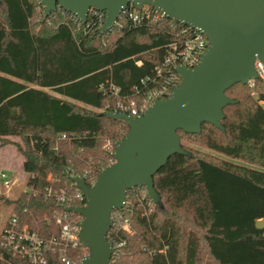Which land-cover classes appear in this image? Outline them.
<instances>
[{"label": "trees", "instance_id": "obj_1", "mask_svg": "<svg viewBox=\"0 0 264 264\" xmlns=\"http://www.w3.org/2000/svg\"><path fill=\"white\" fill-rule=\"evenodd\" d=\"M142 8L152 14L133 24L121 13L101 33L104 11L91 8L82 23L59 7L45 17L39 0H0V144L15 145L26 174L25 190L6 202L10 218L45 241L59 239L51 215L85 204L68 175L91 186L128 130L103 113L158 87L166 46L186 34V25ZM225 94L235 103L223 108V130L208 122L199 133L177 130L187 154H172L153 176L161 202L140 186L111 210L112 264H264V226L256 224L264 218V80ZM70 215L79 225L81 216ZM8 220L0 264H31L6 246ZM87 254L81 243L66 250L70 264ZM43 258L63 264L54 244Z\"/></svg>", "mask_w": 264, "mask_h": 264}, {"label": "water", "instance_id": "obj_2", "mask_svg": "<svg viewBox=\"0 0 264 264\" xmlns=\"http://www.w3.org/2000/svg\"><path fill=\"white\" fill-rule=\"evenodd\" d=\"M44 16L56 7L85 23L90 9L105 12L100 32L114 26L122 8L146 5L164 17L203 33L208 46L199 63L176 66L179 82L166 98L154 99L142 114L106 110L103 114L126 122L127 132L111 152L113 161L91 186L76 175L69 179L84 198L83 206H68L79 214L78 240L88 254L79 264H112L107 232L111 210L124 205L127 190L143 186L149 200L160 203L153 176L172 154L186 155L177 130L199 133L203 122L223 130V108L235 101L225 91L234 83L256 79L254 62H264V0H39Z\"/></svg>", "mask_w": 264, "mask_h": 264}, {"label": "built area", "instance_id": "obj_3", "mask_svg": "<svg viewBox=\"0 0 264 264\" xmlns=\"http://www.w3.org/2000/svg\"><path fill=\"white\" fill-rule=\"evenodd\" d=\"M141 9L143 8L141 7ZM141 9L134 11L125 7L122 8L120 14L126 15L130 21L135 24L139 23L143 16L149 17L152 14L150 10L141 12ZM93 11L94 14L101 13L94 9ZM156 12L163 16L157 10ZM184 32H186V34L183 38L179 39V41L170 42L166 46L162 67L168 74L164 77L162 83L150 91L146 96L142 97L138 104L133 101H129L128 103L117 102L115 104L116 110L114 111L124 112L133 117H137L152 105L154 99L166 98L169 96L172 88L179 82L178 73L174 70L176 66L192 68L199 63L201 54L208 46V39H206L203 33L187 25ZM254 69L257 74L256 79L264 80V62L256 60L254 62ZM157 72L160 74V69H157ZM256 79H249L247 85H253ZM117 91L116 89L115 92ZM0 177L6 188H9L14 183V174L12 171L11 173H7L6 171L0 170ZM24 178H26V174ZM78 195H82L81 192L78 193ZM48 220L50 223L60 228L58 235L59 239L51 237L46 241L43 240L35 231L28 229L25 225L19 226L14 216L8 220L7 227L3 229L2 238H4L5 244L10 250L14 252V250L20 249V251L26 254L31 264H48L43 258L44 248L52 244L57 245V252L63 264H70L66 256V250L76 247L78 243H80L77 235L80 224L78 225L77 219L72 217L70 211H67L65 208L51 215ZM124 227H126V221Z\"/></svg>", "mask_w": 264, "mask_h": 264}, {"label": "rangeland", "instance_id": "obj_4", "mask_svg": "<svg viewBox=\"0 0 264 264\" xmlns=\"http://www.w3.org/2000/svg\"><path fill=\"white\" fill-rule=\"evenodd\" d=\"M146 8V5H144ZM256 97V93L254 94ZM264 106V100L261 101ZM14 142H20L18 137L10 136L8 138ZM107 138L102 147L107 148L110 144ZM202 149V148H201ZM204 150H207L203 148ZM215 154L214 152L210 151ZM0 170L14 174V183L9 188L4 187L2 178L0 177V232L12 214V205L6 202V199L14 198L21 190H25V174L21 169V157L18 156L15 145L13 143L7 145L0 144Z\"/></svg>", "mask_w": 264, "mask_h": 264}, {"label": "crops", "instance_id": "obj_5", "mask_svg": "<svg viewBox=\"0 0 264 264\" xmlns=\"http://www.w3.org/2000/svg\"><path fill=\"white\" fill-rule=\"evenodd\" d=\"M19 156V155H18ZM256 224L258 225V226H264V218H260V219H258L257 221H256Z\"/></svg>", "mask_w": 264, "mask_h": 264}]
</instances>
